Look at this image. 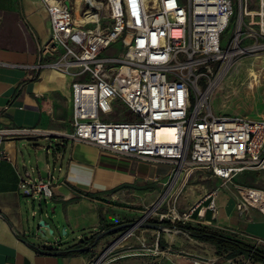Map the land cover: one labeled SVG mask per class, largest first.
Segmentation results:
<instances>
[{
  "label": "built area",
  "instance_id": "obj_1",
  "mask_svg": "<svg viewBox=\"0 0 264 264\" xmlns=\"http://www.w3.org/2000/svg\"><path fill=\"white\" fill-rule=\"evenodd\" d=\"M39 2L50 33L40 45L38 56L45 61L38 66L72 77L69 139L170 165L163 185L173 178L171 195L180 178L204 169L232 183L240 213L255 209L264 218V190L232 181L245 170L264 171V118L214 113L209 102L238 59L264 53V0H235L237 16L226 38L233 0H79L77 6L75 0ZM117 43L124 51L107 54ZM117 108L126 115L103 118ZM28 132L0 129V137ZM52 178H31L25 170L18 186L27 196L50 198ZM213 195L208 193L198 205L209 200L207 208L215 213ZM144 219L120 231L87 264H116L143 254V248L125 247V241ZM251 236L264 246V238ZM148 250L162 253L157 246Z\"/></svg>",
  "mask_w": 264,
  "mask_h": 264
},
{
  "label": "crops",
  "instance_id": "obj_2",
  "mask_svg": "<svg viewBox=\"0 0 264 264\" xmlns=\"http://www.w3.org/2000/svg\"><path fill=\"white\" fill-rule=\"evenodd\" d=\"M49 33L48 15L39 0H0V129L29 131L0 137V264H87L120 231L100 237L89 252L66 254L65 251L112 225L134 220L144 200L151 203L157 198L158 189L168 179L171 168L168 164L131 159L68 138L72 132V77L38 66L45 61L40 60L38 53ZM51 139L59 142L53 161L56 164L66 159V169L65 174L59 176V182L52 184L53 193L49 198L52 208L44 211L40 206L39 210L37 208L38 195L27 196L19 189L26 168L23 166V171L20 170L17 161L19 146L25 140L31 143L36 154L41 149L47 152L52 148ZM68 145L71 149L65 158ZM255 170L264 173L260 169L250 171ZM210 182L198 186L195 193L192 189L190 196H184L183 191L186 200L198 201L188 213L195 212L194 223L189 225L207 226L234 239L237 237L223 231L248 232L264 238L263 216L255 209L240 213L236 208L237 195L231 187L229 194L214 190L215 213L207 208L209 200L198 205L212 192L208 191ZM246 214L250 217L248 223L240 220ZM47 216L44 224L52 230L51 237L46 230H40L37 223ZM173 233V239L168 238L171 242L165 241L166 244L162 235H158L161 255L143 253L122 258L116 264H194L191 260L195 258L191 257L200 255L192 246L208 247L211 254L215 253L213 246L190 238L186 232L175 229ZM62 234L64 238L60 237ZM172 244L185 246L186 251L181 250L183 255L175 254ZM46 247L56 248L60 253L42 252ZM209 259V264H216L219 257L214 254Z\"/></svg>",
  "mask_w": 264,
  "mask_h": 264
},
{
  "label": "rangeland",
  "instance_id": "obj_3",
  "mask_svg": "<svg viewBox=\"0 0 264 264\" xmlns=\"http://www.w3.org/2000/svg\"><path fill=\"white\" fill-rule=\"evenodd\" d=\"M233 3L234 14L231 19L229 28L223 35L224 38L228 37L231 34L233 25L235 24L237 16V7L235 0H233ZM123 51L124 48H122L121 45L119 46V44L117 43L115 45H112L106 52L107 54L119 55ZM72 71H77V69H74ZM251 73H255L257 77L255 78L251 75ZM218 82L219 83H217V85L214 87L212 95L209 99L210 108L214 113L227 114L232 116L238 115L252 119L264 118V53L249 55L238 59L225 72V74H223ZM125 113L126 112L121 111V109L117 108L114 113L105 114L102 116L105 119H112L114 117L121 118V116L126 115ZM51 141L53 146L52 148H48L47 152L45 151V149H41L38 153L35 154L31 148V143L25 140L19 146L20 152L18 155L17 164L19 169L22 171L23 166H25L26 170L31 173L32 178L35 177L36 179H38L40 177V179L46 181L50 176H53V178L51 179V183L57 184L59 182V176L65 174L66 159H64V161L60 160L56 164L54 163L53 153L56 145H58L59 142L58 139H51ZM40 145L43 146L44 143L40 142ZM70 149V145H68L66 147L65 158L70 152ZM61 161H63L62 165L60 164ZM172 179L171 181H173ZM216 180L218 179L211 177L206 170L197 168L193 169L187 177H182L177 181L174 191H172V195L167 194L169 186L171 185V181H169L167 185H160L157 198L151 203L149 202V200H144L142 210L138 212L139 215H137L131 222L136 223L142 217H145L143 221L145 223L160 224L161 221H179L184 225L194 223V221H192V218H194L193 213L195 212H193L187 219H184L183 215L190 213L192 207L198 201H195L196 203H191L189 200H186L184 196H190L192 194V189H194L193 193H195L196 191H198V186H201L204 183L210 181L211 186L208 191L219 189L218 193L229 194L232 183L226 182L225 185H223V181L218 180L217 182H214ZM232 181L241 185L259 186L264 189V173H261L259 170H255L254 172L247 170L238 173L234 176ZM255 183H257V185ZM183 191L185 192L184 196L182 195ZM36 199L38 210L39 206L44 211L47 208H49V210L52 208L49 198L45 197L43 200H41L38 195L36 196ZM45 200H47L46 203ZM204 205H206V203ZM246 215H242L240 217V220L244 222L246 221V223H248L247 221L250 217L248 216V214ZM255 216L257 218L260 217L258 214H255ZM173 218V221L169 220ZM43 221H48V216L44 218ZM37 223H39V221ZM45 230L49 233V228H46ZM167 230H169V228L166 227H164L162 230H155L139 226L134 231V235L128 238L126 240L127 242L125 241V247H140L144 249L143 253L152 255V251H149L148 249L154 250L157 245V250H161V247L158 246V235H162L164 244H166L165 241H170L169 234H173V231H175V229H170L172 230L171 232H168ZM223 232L230 234V236L237 237V240H241L249 245L255 246L260 250H264V246L259 245L254 239H252L253 237L248 232ZM49 235L50 237L52 236V234L50 233ZM256 236H260L263 238L262 235ZM60 237L64 238L65 234L60 235ZM52 242L55 241L53 240ZM58 243L61 242L58 240ZM171 247L176 250L173 251L175 254H184V252L182 251L185 250V246H176L172 244ZM191 248L195 249L197 251L196 253L200 255H194L191 257L195 258L191 260V262L193 263L198 262L199 264H209V257L212 258L215 254L214 252L213 254H211V248L208 247L205 248L200 246H192ZM198 248L200 250H198ZM217 263L254 264L249 261H242V258L239 257L227 261H219Z\"/></svg>",
  "mask_w": 264,
  "mask_h": 264
},
{
  "label": "trees",
  "instance_id": "obj_4",
  "mask_svg": "<svg viewBox=\"0 0 264 264\" xmlns=\"http://www.w3.org/2000/svg\"><path fill=\"white\" fill-rule=\"evenodd\" d=\"M160 224L166 228L177 229L186 232L190 238L213 246V248L215 249V254L219 257V260L217 262L227 261L239 257L242 258V261L245 260L254 264H264V250H260L255 246L249 245L241 240L227 237L216 230L208 228L207 226L193 227L190 225H184L178 221H161ZM117 225H112L106 230ZM124 229L126 228L115 230L114 232L105 234L104 236L114 234ZM97 235L98 234L92 236L91 238L80 240L77 243L71 245L65 251L66 254L89 252L91 248L94 247L93 242ZM86 244L89 245L85 246ZM158 244H160V239L158 240ZM42 252L48 254L60 253L56 248L48 247L44 248Z\"/></svg>",
  "mask_w": 264,
  "mask_h": 264
},
{
  "label": "water",
  "instance_id": "obj_5",
  "mask_svg": "<svg viewBox=\"0 0 264 264\" xmlns=\"http://www.w3.org/2000/svg\"><path fill=\"white\" fill-rule=\"evenodd\" d=\"M134 224H135V222L123 223V224H119L117 226L111 227L110 229H108L106 231H102L101 233H99L96 236V238H95V240L93 242V245H95L96 242H97V240H99L100 237L104 236L105 234L114 232L115 230H120V229H123V228L132 227ZM141 226L144 227V228H150V229H155V230H162L164 228V226L161 225V224L145 223V222H142L141 223ZM38 227H39L40 230H45L46 228L49 227V225L48 224H44V221L43 220H39ZM51 231L52 230L50 229L49 230V233H51ZM62 232L64 233V230Z\"/></svg>",
  "mask_w": 264,
  "mask_h": 264
},
{
  "label": "bare ground",
  "instance_id": "obj_6",
  "mask_svg": "<svg viewBox=\"0 0 264 264\" xmlns=\"http://www.w3.org/2000/svg\"><path fill=\"white\" fill-rule=\"evenodd\" d=\"M76 1V6H77V4L79 3V0H75ZM251 75L252 76H255L256 77V75L254 74V73H251ZM223 76V75H222ZM219 83V82H218ZM105 185V184H104ZM103 184H102V186H104ZM172 183H171V185L169 186V189H171L172 188ZM100 186V185H99ZM169 189H168V191H169ZM168 191H167V193H168ZM171 191V190H170ZM174 234V233H173ZM173 234H169V238L170 239H173V237H174V235ZM195 264H199L198 262H196Z\"/></svg>",
  "mask_w": 264,
  "mask_h": 264
}]
</instances>
